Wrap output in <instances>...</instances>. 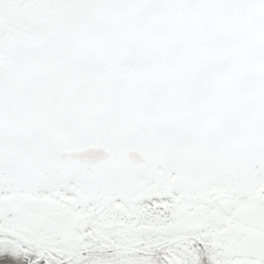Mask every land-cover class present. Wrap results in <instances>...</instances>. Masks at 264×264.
I'll use <instances>...</instances> for the list:
<instances>
[{
	"label": "snow or ice",
	"instance_id": "1",
	"mask_svg": "<svg viewBox=\"0 0 264 264\" xmlns=\"http://www.w3.org/2000/svg\"><path fill=\"white\" fill-rule=\"evenodd\" d=\"M0 264H264V0H0Z\"/></svg>",
	"mask_w": 264,
	"mask_h": 264
}]
</instances>
